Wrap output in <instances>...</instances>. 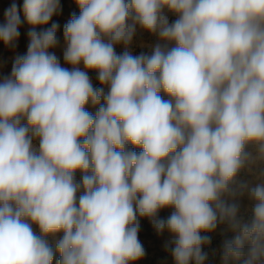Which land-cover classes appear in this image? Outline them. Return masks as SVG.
<instances>
[{"label":"clouds","instance_id":"1","mask_svg":"<svg viewBox=\"0 0 264 264\" xmlns=\"http://www.w3.org/2000/svg\"><path fill=\"white\" fill-rule=\"evenodd\" d=\"M76 3L64 27L69 70L49 51L58 25L36 30L59 0H23L27 52L0 79V264H52L56 253L57 264H132L145 256L142 218L171 234L175 264H205L202 233L221 224L236 233L224 264H264V182L232 187L264 165V0ZM22 23L13 0L0 24L6 47ZM138 28L161 41L151 54L129 50Z\"/></svg>","mask_w":264,"mask_h":264},{"label":"rangeland","instance_id":"2","mask_svg":"<svg viewBox=\"0 0 264 264\" xmlns=\"http://www.w3.org/2000/svg\"><path fill=\"white\" fill-rule=\"evenodd\" d=\"M60 10L55 14L48 25L37 26V31H41L46 28H50L53 23L57 24L56 38L58 40V46L52 49H49L50 52H54L59 58L60 64L62 67H66L71 70L72 66L65 63L63 59L64 52V27L68 21L72 18L73 15L78 16L80 14V9L76 3V0H59ZM13 0H0V24H3L5 21V11L11 6ZM15 3L19 6V15L21 21L23 22L19 28L20 36L16 42L14 48L6 47L2 41H0V79L5 76H9L11 69L17 57L23 56L27 52V46L29 43L28 31L30 25L27 24L23 15V0H15ZM169 23L174 22L178 17L171 13L167 12ZM159 38L142 29H137V32L134 36L133 42L129 48L133 55H139L141 53L151 54L152 46L157 43H160ZM115 51L120 54L125 51L123 45H116ZM81 70H84L83 64L80 66ZM88 75L91 79V82L95 88H103L104 93L107 94L109 88L107 85H101L98 80V73L94 70H88ZM161 95L164 99H169L166 93L161 92ZM103 99L101 104H103ZM86 110L96 114L99 105H92L89 102L85 106ZM26 123V121H24ZM38 146V141L35 142ZM134 151H142L141 148L134 147L132 145L128 146ZM249 151L254 152L255 149L252 146L248 147ZM82 178L81 172L77 171L75 173V179L77 182H80ZM264 182V165L253 166L252 171H241L236 178L235 183L232 185L233 188L237 187L242 183H248L249 185H254L256 183ZM240 204V211L243 219L245 221L251 219V213L249 211L251 207V202L247 199L246 196L238 198ZM172 209H163L159 212L158 217L162 219H167L171 214ZM140 231L138 233V238L142 243L145 249V256L132 264H175L174 258L171 255L170 250H166L165 245L171 247L172 236L167 231L163 234H157L152 223L147 218H142L139 221ZM34 231L39 233V228L36 225H33ZM62 233H56L55 235H50L48 237L50 243L55 245L56 240L62 237ZM202 235H207L210 237V242L203 246L202 251L206 253L205 264H224L223 260V246L225 241L231 240L234 238L236 233L232 232L226 224L218 225L217 229L214 232L202 233ZM59 260V253H56L54 256L52 264H57ZM228 264H239L238 261L229 260Z\"/></svg>","mask_w":264,"mask_h":264}]
</instances>
